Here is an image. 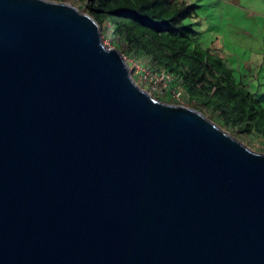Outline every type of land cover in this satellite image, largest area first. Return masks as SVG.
I'll return each instance as SVG.
<instances>
[{
  "label": "water",
  "instance_id": "obj_1",
  "mask_svg": "<svg viewBox=\"0 0 264 264\" xmlns=\"http://www.w3.org/2000/svg\"><path fill=\"white\" fill-rule=\"evenodd\" d=\"M0 264H264V152L73 4L0 0Z\"/></svg>",
  "mask_w": 264,
  "mask_h": 264
},
{
  "label": "trees",
  "instance_id": "obj_2",
  "mask_svg": "<svg viewBox=\"0 0 264 264\" xmlns=\"http://www.w3.org/2000/svg\"><path fill=\"white\" fill-rule=\"evenodd\" d=\"M59 1L78 3L100 26L107 24L127 55L167 78V93L180 92L187 103L204 108L222 128L257 142L264 152V105L237 81L218 49L199 40L193 18L200 5L186 0Z\"/></svg>",
  "mask_w": 264,
  "mask_h": 264
},
{
  "label": "rangeland",
  "instance_id": "obj_3",
  "mask_svg": "<svg viewBox=\"0 0 264 264\" xmlns=\"http://www.w3.org/2000/svg\"><path fill=\"white\" fill-rule=\"evenodd\" d=\"M225 1L227 4L218 0H186L187 3L193 2L196 5H200V7L196 9L198 16L193 18L195 22L193 26L199 32V40L203 41L204 47H208L214 51L218 49V53L224 60L226 59L237 81L243 78L246 81L250 80L248 84H252V88L256 89L258 83H260V80L256 77V67H258L260 62H264V30H262L261 34H257L253 38L244 32V30H247L251 33L250 28L252 26L255 27L257 21V24H259L261 20L253 14L250 17L251 19L247 17L245 14L249 15V13L245 12L243 7L248 8L249 12L264 11V0H240L241 3L236 0V7L231 4V0ZM65 2H69L81 11L86 12V9L82 8L78 3H72L71 1ZM100 27L103 44L109 48H117L122 52L127 62L130 63L132 74L135 75L138 83L143 88L147 89L153 96L162 100L196 108L214 121L213 115H211L210 112L195 104L187 103L182 94L174 93L176 92L175 90H171V94L167 93L169 89L167 84L168 81L165 80V77H162V75L156 74L158 78L157 83L159 84L157 87L154 86L155 89L152 88L153 84L150 85L149 82H143V78L140 75H144V73H141L143 71L149 72L146 70V66L138 59L125 53V45L120 41L112 39V30L107 24L104 23ZM260 99L264 102V97H260ZM214 122L216 123V120ZM231 134L250 148L259 151L257 149V142H250L248 138L240 136L239 134Z\"/></svg>",
  "mask_w": 264,
  "mask_h": 264
},
{
  "label": "crops",
  "instance_id": "obj_4",
  "mask_svg": "<svg viewBox=\"0 0 264 264\" xmlns=\"http://www.w3.org/2000/svg\"><path fill=\"white\" fill-rule=\"evenodd\" d=\"M218 1H222L223 3H225V4H227L226 3V1L225 0H218ZM239 1V3H241L240 2V0H238ZM231 4L234 6V7H236L235 6V4H236V0H231ZM243 9H245V12H248L249 13V15H247V14H245L247 17H251L252 16V14L253 15H255V16H257V17H259L260 18V20H261V22H259V24H257L258 23V21H257V23L255 24L256 26L255 27H251L250 29H251V33L249 32V31H247V30H244V32L245 33H247L248 35H250L252 38L255 36V35H257V34H261V32H262V30H264V11L263 10H261V11H259V12H255V11H252V12H249L248 11V8H244L243 7ZM251 19V18H250ZM259 20V19H258ZM247 31V32H246ZM262 40H263V38H262ZM263 57H264V54H263ZM260 62V61H259ZM256 66H257V64H256ZM253 68V67H252ZM251 68V69H252ZM257 68V70H256V72H257V74H256V77H257V79H259L260 80V83H258V87L256 88V89H253L252 87H253V85L252 84H248V81H250V80H248V81H246L244 78L243 79H240V81L242 82V84L244 85V87H246V89L248 90V91H250L251 93H253L254 95H256L257 96V98H259L260 99V97H264V62L262 61V62H260V64L258 65V67H256ZM254 69V68H253ZM243 77V76H242ZM263 86V87H262ZM260 89V90H259ZM259 95H260V97H259ZM263 103V105H264V102H262Z\"/></svg>",
  "mask_w": 264,
  "mask_h": 264
},
{
  "label": "built area",
  "instance_id": "obj_5",
  "mask_svg": "<svg viewBox=\"0 0 264 264\" xmlns=\"http://www.w3.org/2000/svg\"><path fill=\"white\" fill-rule=\"evenodd\" d=\"M146 70H148V69H146ZM149 71V70H148ZM141 73H144V75H140L143 79H142V81L143 82H149L150 83V85L151 84H153L152 85V88L153 89H155V87L154 86H156L157 87V85L159 84V83H157V80H158V78H157V75L156 74H153V73H151L150 71L149 72H147V71H143V72H141ZM162 75V77H164V75L163 74H161ZM167 78L165 77V80H166ZM174 93H179L180 95H181V93L180 92H174Z\"/></svg>",
  "mask_w": 264,
  "mask_h": 264
},
{
  "label": "clouds",
  "instance_id": "obj_6",
  "mask_svg": "<svg viewBox=\"0 0 264 264\" xmlns=\"http://www.w3.org/2000/svg\"><path fill=\"white\" fill-rule=\"evenodd\" d=\"M87 13V12H86ZM128 64H129V67H130V71H131V66H130V63L128 62ZM131 74H132V72H131ZM159 75V74H158ZM132 76H133V78L135 79V81L138 83V81H137V79L135 78V75H133L132 74ZM146 83V82H145ZM139 84V83H138ZM140 85V84H139ZM141 86V85H140ZM142 87V86H141ZM143 88V87H142ZM143 89H145V88H143ZM146 91H147V89H145ZM176 91V90H175ZM149 92V91H148ZM150 93V92H149ZM151 94V93H150ZM155 97V96H154ZM157 98V97H156ZM157 99H160V98H157ZM160 100H162V99H160ZM186 100V99H185ZM162 101H165V100H162ZM165 102H168V101H165ZM177 104H179V103H177ZM183 105V104H182ZM198 110V109H197ZM261 152V151H260Z\"/></svg>",
  "mask_w": 264,
  "mask_h": 264
}]
</instances>
